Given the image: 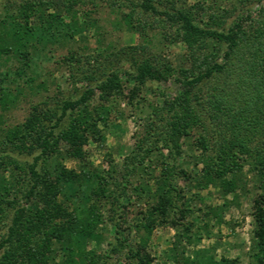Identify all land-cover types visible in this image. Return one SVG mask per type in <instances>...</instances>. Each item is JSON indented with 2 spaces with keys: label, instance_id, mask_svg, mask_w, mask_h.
Segmentation results:
<instances>
[{
  "label": "trees",
  "instance_id": "obj_1",
  "mask_svg": "<svg viewBox=\"0 0 264 264\" xmlns=\"http://www.w3.org/2000/svg\"><path fill=\"white\" fill-rule=\"evenodd\" d=\"M100 1L0 0V264H108L110 253L123 249L122 264H152L146 248L132 246L117 228L129 191L136 199L139 229L148 234L163 224L175 229L165 251L171 264H237V258L217 257L211 247L188 252L184 242L197 221L182 222L194 214L193 199L176 177L193 181L198 190L219 187L226 195L239 189L245 165L258 190L252 198L251 264H264V0H235L237 13L236 6L227 8L220 0ZM102 2L120 10L112 27L137 34L139 41L114 50L107 44L86 56L69 49L57 57L60 48L90 27L102 44L108 32L86 8ZM176 42L185 46L186 63L175 76L178 92L170 98L161 93L163 102L152 110L135 154L122 163L123 173L118 176L113 160L106 168H67L62 159L84 160L88 140L104 141V130L117 125L110 117L114 99L123 96L141 106L139 93L147 81L172 76V63L157 43ZM120 57L130 60L127 68ZM53 62L68 65L69 76L83 85L52 99L53 105L31 103L20 121H6V111L25 88L47 89L37 68L46 66L47 76ZM74 65L77 73L71 72ZM126 83L132 85L124 93ZM95 94L101 103L91 105ZM65 116L69 120L63 125ZM184 146L197 152L200 167L194 174L177 162ZM15 150L39 153L24 165ZM39 158L41 172L35 169ZM138 167L142 179L133 183ZM12 169L22 172L19 178ZM224 206V201L205 204L197 228L208 231L210 221L221 222ZM105 218L116 231L102 251Z\"/></svg>",
  "mask_w": 264,
  "mask_h": 264
},
{
  "label": "rangeland",
  "instance_id": "obj_2",
  "mask_svg": "<svg viewBox=\"0 0 264 264\" xmlns=\"http://www.w3.org/2000/svg\"><path fill=\"white\" fill-rule=\"evenodd\" d=\"M194 1L196 0H184V3L190 4ZM95 2L101 1L95 0ZM219 2L223 6L226 5L227 8H229L231 4L236 6V13L239 10V6L236 4L235 0H220ZM253 7H256V5ZM86 8L92 9L91 15L97 19L98 23L105 27L104 29L108 32L105 33L102 44L96 41L97 30L95 27H90L85 32H82L79 37H75V41L73 40L60 48L56 53L57 57L61 54H66L69 49L80 51L86 56L102 52L107 44H110L113 47L112 50H114L119 47L135 44L139 41L137 34L124 28L112 27L111 22L119 20V9L113 10L103 2L100 3L98 7H93L88 3ZM157 37H155V40ZM157 46L162 47L163 54L171 61L173 67L172 76L166 81H147L146 86H144L139 93L144 98V100L140 99L142 102L141 106H134L132 103L128 104L127 98L123 96L114 99V111L110 113V117L113 118V121L117 123V125H111L104 130V141L95 139L88 140L83 146L85 152L84 160H79L74 157L62 159L61 161L67 168H73L75 171H79L83 164L89 168L90 166L96 167L100 165L106 168L107 160H113L118 170V176L123 173V169L121 168L122 163L124 161L127 162L128 157L135 154L137 139L141 134H145L146 123L149 116L152 114V110L160 107L163 102L164 95H161V93H164L166 97L170 98L178 92L179 84L176 82L175 76L179 68H182L186 64L184 60L185 46L182 42L164 46L157 43ZM120 60L125 68L129 66L128 63L130 60L125 62L126 60L121 57ZM45 68L46 66H42V68L39 67L37 71L38 74L40 73V78L44 79L47 89L43 90L40 88L30 91L25 88L15 106L6 111V121H20L24 119L31 103L45 100L53 105L52 99H59L64 95L70 94L71 91L73 92L74 87L80 88L83 85V82H75L74 78L72 79L69 76V66L64 63H51V73L47 75L48 77L43 74ZM72 71L77 73L76 65L71 69V72ZM131 85V83H126L123 88L124 93H127ZM99 103H101V101L98 99V94H95L91 98L90 104L97 105ZM155 118V116H152V119ZM68 120L69 116H65L63 125H65ZM190 140L191 139H189V141ZM158 144L160 145L161 143L159 142ZM66 145V143L60 142L58 146L64 149ZM166 152L167 150L165 148L162 149V153L165 154ZM38 153L39 150H36L29 155H19L17 154V150H15L13 155L20 160V164L26 165V163L32 164L34 162V156ZM196 154V151L191 152L187 146H184L180 155H178L177 162L186 168L187 172L194 174L195 169L200 167V165H196ZM125 158H127V160ZM43 162L41 158L36 160L35 169L37 171H42ZM47 162H49V159ZM145 163H147V161ZM139 167L142 168L141 165ZM139 167L136 168V172L131 176L130 180L134 181L133 183L138 179H142ZM12 170L16 176L22 173L18 169ZM5 176L9 178L10 169H7ZM240 178L239 189L235 192L223 195L219 187L210 186L207 189L198 190L192 186L193 181H189L181 175L176 177L177 185L184 188L187 197L191 196L193 199L191 203H193L194 214L186 220L184 219L182 222L186 223L190 220L197 221L192 227L191 237L184 242V244L188 246V252L195 248L211 247L217 257L224 255L229 258H237V264H251L254 228V220L251 214L252 198L258 190L255 188V177L253 171L249 169V165H245L242 168ZM18 185L19 187L21 186L20 183ZM197 191L201 198H203L201 201L198 199V195L194 194ZM10 197H12V194ZM59 199L62 200V197L59 196ZM223 201L225 206L223 207L221 222L215 220L210 221L208 231L197 228V225L200 224V220L197 216L201 213V210H204L205 204L221 205ZM122 202L126 204V208H124L125 213L123 217L118 218L120 226L117 228L120 230V236L126 238L127 242L134 247L136 245L145 247L153 258L152 264H171L165 256V251L175 233V229L169 224H163L155 227L151 234L146 233L144 230L139 229L136 224L138 217L135 215L137 208L135 207L136 199L134 193L129 191L123 197ZM9 214L10 212L7 211V220ZM104 216H106V213H104ZM104 226L105 229L101 230L103 238L99 244V250L102 251L107 248V241L113 239L114 232L116 231L114 223L107 219L104 222ZM94 245L95 244L92 243L89 247L92 248ZM125 253V249L110 253L107 259L108 264H122L123 261H125Z\"/></svg>",
  "mask_w": 264,
  "mask_h": 264
}]
</instances>
